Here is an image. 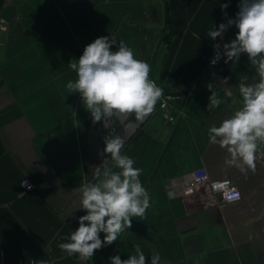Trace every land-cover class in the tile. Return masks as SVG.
<instances>
[{"label": "crops", "instance_id": "crops-1", "mask_svg": "<svg viewBox=\"0 0 264 264\" xmlns=\"http://www.w3.org/2000/svg\"><path fill=\"white\" fill-rule=\"evenodd\" d=\"M228 2L222 12L220 4ZM239 0H0V254L3 263L110 264L127 259L140 244L150 264H264V158L241 174L224 163L226 152L209 143L208 129L238 108V84L254 69L242 55L233 70L224 58L210 64L213 43L235 38L229 28L217 41L207 33L235 17ZM172 97L167 120L152 116L124 144L148 190L143 221L80 261L59 249L85 213L77 209L80 187L94 182L92 163L101 121L93 123L78 93L65 85L68 67L96 38L123 40ZM215 74V75H213ZM231 77L227 84L221 81ZM231 99L207 110L211 91ZM210 88V89H209ZM158 104V103H157ZM264 152V145L260 146ZM198 168L213 180L229 179L243 199H206L207 186L184 182ZM32 184L24 189L22 179ZM172 191V195L168 191ZM103 239L104 234H100Z\"/></svg>", "mask_w": 264, "mask_h": 264}, {"label": "clouds", "instance_id": "clouds-1", "mask_svg": "<svg viewBox=\"0 0 264 264\" xmlns=\"http://www.w3.org/2000/svg\"><path fill=\"white\" fill-rule=\"evenodd\" d=\"M222 12L228 2L220 4ZM235 17L227 18L207 33L212 41L231 27L237 30L235 38L222 45L213 43L214 56L210 64L221 58L231 63L234 70L242 55L254 69L255 77L249 82L244 77L238 84L239 107L219 126L208 129L209 143L226 152L224 163L235 167L241 174L256 170V161L264 158L260 146L264 145V0H239ZM68 67L76 73L65 87L69 94L78 93L84 108L91 114L93 123L117 115L134 116L142 120L155 110L163 97V90L150 78V65L138 59L123 40L101 36L84 47L82 55L69 61ZM215 75V74H213ZM231 77L221 81L227 84ZM210 89V88H209ZM211 91L207 110L211 111L231 99L236 103L231 87L224 89L227 99ZM172 99V97H168ZM124 140L119 137L105 139L104 158L94 167V182L84 183L77 209L86 214L78 218V227L64 237L58 247L69 256L77 255L80 261L92 260L95 252L112 245L133 226V219L143 221L150 208V194L143 186L142 169L123 152ZM103 233V239L100 234ZM127 259L119 254L109 257L110 264H147L140 244H133ZM150 264H160L158 253L150 254Z\"/></svg>", "mask_w": 264, "mask_h": 264}, {"label": "water", "instance_id": "water-1", "mask_svg": "<svg viewBox=\"0 0 264 264\" xmlns=\"http://www.w3.org/2000/svg\"><path fill=\"white\" fill-rule=\"evenodd\" d=\"M143 31V41L140 48L139 59L142 60L143 52L147 42V31L145 27L140 26ZM152 116H159L167 120L169 123V113L165 110L159 109L157 105L153 113L147 115L142 120L135 119L134 116L128 115H117L112 118L102 119L99 131V141L97 145V152L95 159L92 163L91 176H94V167L99 166L104 158H110L107 154H103L102 150L104 148L105 139L108 137L119 136L124 140V144L137 132V130ZM168 193L172 195V191L169 190Z\"/></svg>", "mask_w": 264, "mask_h": 264}, {"label": "built area", "instance_id": "built-area-1", "mask_svg": "<svg viewBox=\"0 0 264 264\" xmlns=\"http://www.w3.org/2000/svg\"><path fill=\"white\" fill-rule=\"evenodd\" d=\"M151 78V77H150ZM154 80L153 78H151ZM155 81V80H154ZM156 82V81H155ZM158 85V83L156 82ZM163 90V97L160 102H158L159 109L165 110L167 108L168 95L164 89L158 85ZM22 186L26 190L32 188V184L28 179L24 178L21 181ZM185 186L190 190L195 186L205 184L207 186L206 199L208 201L215 202L217 198L225 203H235L243 199L242 193L237 186H235L229 179L213 180L210 178L209 173L205 168H198L191 176L184 182ZM0 264L3 263L2 255L0 254ZM19 264H52L50 262H32V263H19Z\"/></svg>", "mask_w": 264, "mask_h": 264}]
</instances>
